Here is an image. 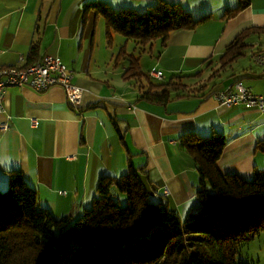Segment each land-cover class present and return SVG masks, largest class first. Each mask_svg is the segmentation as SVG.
<instances>
[{
	"label": "crops",
	"instance_id": "obj_1",
	"mask_svg": "<svg viewBox=\"0 0 264 264\" xmlns=\"http://www.w3.org/2000/svg\"><path fill=\"white\" fill-rule=\"evenodd\" d=\"M87 1L61 0L59 9L57 0H0V64H20L21 56L31 60V46L37 42L39 58L60 57L73 70L74 82L85 89L77 109L59 85L47 91L31 86L7 89L0 124L10 127L0 128V189L9 186L12 173L21 171L37 190L41 208L78 216L98 195L101 176L119 177L132 165L150 197L167 201L185 218L184 213L198 206L200 188L196 158L182 144L187 133L226 137L217 162L223 174L252 178L264 169V111L242 103L220 105L213 97L239 80L264 93V66L253 59L256 51L264 50V0H249L228 19L225 10L239 0H213V5L208 0H167L178 1L196 18L212 15L195 28L175 29L165 40L152 41H160L156 49L154 44L148 49L152 42L142 45L133 38L135 49L137 44L143 49L133 53L137 71L148 75L133 79L123 77L129 64L115 60L127 38L113 32L109 45L105 19L86 12ZM92 1L144 11L158 0ZM77 7L80 13L75 14ZM245 31L242 54L225 65L220 56ZM146 53L153 59L142 65ZM200 70L196 77H185ZM150 71H162L163 76H149ZM177 75L183 78L173 81L169 101L142 96L149 82L168 83ZM198 77V82H190ZM163 91L155 88L151 93L160 96Z\"/></svg>",
	"mask_w": 264,
	"mask_h": 264
},
{
	"label": "trees",
	"instance_id": "obj_2",
	"mask_svg": "<svg viewBox=\"0 0 264 264\" xmlns=\"http://www.w3.org/2000/svg\"><path fill=\"white\" fill-rule=\"evenodd\" d=\"M248 3L239 0L223 17H234ZM97 4L89 2L86 12ZM103 4L96 17L105 19L109 45L113 44V32L147 45L165 40L175 29L195 28L212 15L194 19L181 3L167 0H158L144 11L115 10ZM248 31L226 47L221 62L230 64L242 54ZM124 51L125 46L116 61ZM30 52L35 57L26 64L41 58L36 55L37 42ZM137 61L130 62L125 79L148 78L137 71ZM181 78L177 75L168 83L149 82L142 96L169 101L171 89L176 87L173 81ZM155 88H164L162 95L152 94ZM182 144L195 156L200 172L199 204L185 218L167 201H154L132 165L119 177L101 176L98 195L78 216H60L40 208L37 190L21 171H15L8 188L0 189V264H251L239 253L264 232V169L257 170L252 178L223 174L217 166L226 145L222 134L203 137L190 132ZM114 187L126 194V204L116 198Z\"/></svg>",
	"mask_w": 264,
	"mask_h": 264
},
{
	"label": "built area",
	"instance_id": "obj_3",
	"mask_svg": "<svg viewBox=\"0 0 264 264\" xmlns=\"http://www.w3.org/2000/svg\"><path fill=\"white\" fill-rule=\"evenodd\" d=\"M1 52V50H0ZM253 59L264 66V50L256 51ZM152 77L161 78L162 71H150ZM62 86L67 93V99L73 108H80L85 89L74 82V72L60 57L46 54L39 60L26 64V58L20 57V64H0V113L6 111V92L14 86H31L38 91H47L53 86ZM213 97L220 105L233 106L246 104L264 111V93H256L252 87L239 80L225 89L217 90ZM33 123L37 121L34 119ZM8 123H1L0 128L8 129ZM168 194L169 189L166 187Z\"/></svg>",
	"mask_w": 264,
	"mask_h": 264
},
{
	"label": "rangeland",
	"instance_id": "obj_4",
	"mask_svg": "<svg viewBox=\"0 0 264 264\" xmlns=\"http://www.w3.org/2000/svg\"><path fill=\"white\" fill-rule=\"evenodd\" d=\"M88 1H91V2H97L98 4H97V7L96 8H92L90 11H92L93 12V17H94V15L96 16V14H97V9L98 8H100L101 6H103L104 4L103 3H106V2H98V1H92V0H88ZM87 1V2H88ZM213 0H208V2H209V5H213V4H216V3H211ZM86 2V3H87ZM171 2H176V1H171ZM178 2V1H177ZM89 3V2H88ZM87 3V4H88ZM65 4H66V0H65ZM87 4H86V7H87ZM108 4V3H107ZM108 6H110V7H112L113 9H115V10H119V9H121V7H115V6H113V5H109L108 4ZM57 7L60 9V7H61V0H57ZM184 8V7H183ZM185 9V8H184ZM185 10H187V9H185ZM188 11V10H187ZM74 13L75 14H78V13H80V9H78V7L75 9V11H74ZM194 14V13H193ZM207 14H211V12H206L205 14H203V15H199V16H204V15H207ZM192 15V14H191ZM193 16V15H192ZM102 18H103V16H101ZM102 18H100V19H102ZM193 18L194 19H197L196 18V16H193ZM102 31H104V27H102L101 28V33H102ZM116 37H120L122 40H124L125 41V37H124V35H122L120 32H117V34H116ZM127 38V37H126ZM130 39V40H129ZM128 40H129V42H128ZM159 42L160 41H155V42H152V43H150L149 45H148V49L150 50V48L152 47V45L154 44L155 45V47H154V49H156L157 48V45L159 44ZM107 43V42H106ZM105 43V47H106V49H107V52H109V53H112V48H109L108 46H107V44ZM119 44V43H118ZM123 46H125V51L124 52H122L121 53V55H120V57H119V59H118V61H120V60H122V63H120V65L122 66L124 63H127V64H129L130 65V62H132V60L134 59V55H136L137 53L139 54L140 52H142V48L140 47V45L139 44H137V46H138V49L136 50L135 49V47H136V44H135V42H134V40L132 39V38H127V40L120 46V48H119V51H118V53H117V55L120 53V51L122 50V48H123ZM132 52V53H131ZM133 53H134V55H133ZM246 53H248V51H246ZM116 55V56H117ZM153 56H151L150 54H148V53H146L144 56H143V60H142V65H144L145 64V62L146 61H150L151 59H153L152 58ZM129 67V66H128ZM144 71H148V69H147V67H144ZM208 72V75L212 72V69L211 70H208L207 71ZM145 73V72H144ZM147 74V73H146ZM226 75H229V71L227 70L226 71ZM145 78H147L146 76H145ZM200 78L201 77H198V78H196V80H194V81H192V80H190V82L192 83V82H198L199 80H200ZM153 82H159V81H157V80H153ZM8 188V186L7 187H5L4 189H1V190H6ZM113 190H114V192H116L117 193V195H116V198L118 199V200H120V202L124 205V204H126V202H127V196H126V194H124V193H120V192H118V190H117V188H113ZM212 191V190H211ZM121 195H124L123 197H121ZM40 207V206H39ZM41 208V207H40ZM47 210H49V209H47ZM50 211V210H49ZM190 211V210H189ZM188 211V212H189ZM53 213V212H52ZM185 214V216H186V214H188V213H184ZM57 215V214H56ZM61 216V215H60ZM77 216V215H76ZM75 218V217H74ZM239 257L240 258H242L243 260H245V261H248L249 263H251V264H264V232H261V234L258 236V237H256L255 239H253V240H251L247 245H245L244 247H242L241 248V250H240V253H239Z\"/></svg>",
	"mask_w": 264,
	"mask_h": 264
}]
</instances>
